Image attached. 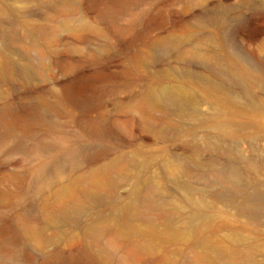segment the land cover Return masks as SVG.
I'll return each instance as SVG.
<instances>
[{"label": "rangeland", "instance_id": "rangeland-1", "mask_svg": "<svg viewBox=\"0 0 264 264\" xmlns=\"http://www.w3.org/2000/svg\"><path fill=\"white\" fill-rule=\"evenodd\" d=\"M248 142L264 0H0V264H264L216 176Z\"/></svg>", "mask_w": 264, "mask_h": 264}, {"label": "bare ground", "instance_id": "bare-ground-1", "mask_svg": "<svg viewBox=\"0 0 264 264\" xmlns=\"http://www.w3.org/2000/svg\"><path fill=\"white\" fill-rule=\"evenodd\" d=\"M201 62L205 63L203 59ZM233 76L241 81L245 79V73L241 67L236 69ZM254 154L256 151L250 142L246 143L240 158L233 153H228L225 156V164L218 169L216 176L217 180L225 185V189L231 191L232 199L235 195L239 196V208L244 222L247 226L251 224L255 229V225L264 224V171L259 164L255 163ZM237 162L242 163L241 168ZM225 191L222 190L217 195H227ZM201 213L202 211L193 210L191 217L194 218ZM60 259L67 264H96L86 255L62 256ZM47 264H51V261L49 260Z\"/></svg>", "mask_w": 264, "mask_h": 264}]
</instances>
